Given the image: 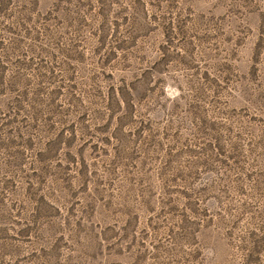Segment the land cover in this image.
<instances>
[{"label": "rangeland", "instance_id": "rangeland-1", "mask_svg": "<svg viewBox=\"0 0 264 264\" xmlns=\"http://www.w3.org/2000/svg\"><path fill=\"white\" fill-rule=\"evenodd\" d=\"M0 264H264V0H0Z\"/></svg>", "mask_w": 264, "mask_h": 264}]
</instances>
